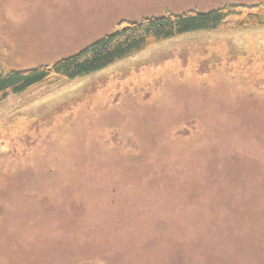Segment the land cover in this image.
I'll return each mask as SVG.
<instances>
[{
	"label": "rangeland",
	"instance_id": "rangeland-1",
	"mask_svg": "<svg viewBox=\"0 0 264 264\" xmlns=\"http://www.w3.org/2000/svg\"><path fill=\"white\" fill-rule=\"evenodd\" d=\"M264 0H0V72L122 19ZM0 264H264V27L157 44L0 104Z\"/></svg>",
	"mask_w": 264,
	"mask_h": 264
},
{
	"label": "trees",
	"instance_id": "trees-1",
	"mask_svg": "<svg viewBox=\"0 0 264 264\" xmlns=\"http://www.w3.org/2000/svg\"><path fill=\"white\" fill-rule=\"evenodd\" d=\"M117 30L52 66L0 72V104L56 77L76 82L98 74L157 44L194 34L234 33L264 27V1L231 3L207 12L188 10L182 14L122 19Z\"/></svg>",
	"mask_w": 264,
	"mask_h": 264
}]
</instances>
